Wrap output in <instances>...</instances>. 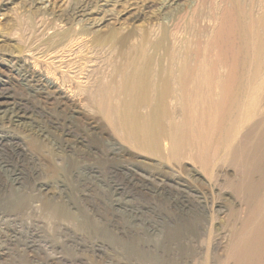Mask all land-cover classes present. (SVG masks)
<instances>
[{
	"label": "rangeland",
	"instance_id": "obj_1",
	"mask_svg": "<svg viewBox=\"0 0 264 264\" xmlns=\"http://www.w3.org/2000/svg\"><path fill=\"white\" fill-rule=\"evenodd\" d=\"M27 232L50 264H264V0H0V264L44 261Z\"/></svg>",
	"mask_w": 264,
	"mask_h": 264
},
{
	"label": "bare ground",
	"instance_id": "obj_2",
	"mask_svg": "<svg viewBox=\"0 0 264 264\" xmlns=\"http://www.w3.org/2000/svg\"><path fill=\"white\" fill-rule=\"evenodd\" d=\"M111 35H112V32H111ZM150 63H151V61H150L149 55H145L144 56V64L139 69L140 73L142 74L144 81H145L144 74H145L146 70L148 71L149 68L153 69L152 65ZM167 85H168V82L162 79L161 83L159 84V87H158V95L156 97H154L153 103L148 105L149 106V113L145 117H143L138 112V110H137V112H134L131 114L132 121H134V122L132 124L128 125V129H127L128 133H129L128 137L131 139L133 138L141 147H148V146L151 147V145L149 143H147V141H146L147 138H151V139L156 140L153 148H156L157 145L159 144V142H164L167 139V133H166V129L164 128L163 120L161 119V121L159 122L160 118H162V113L165 114L164 103L168 99ZM140 88L142 90V93L139 96V99H150V94H149L148 90L146 89L145 85L142 84V80H139L134 87V92H133L132 96L124 102L125 111H128L131 108H133L135 106V104L136 105L143 104L142 102L138 101L136 98L137 92ZM123 91L128 92L127 90H123ZM103 111H104V109H103ZM150 149H152V147ZM26 234L29 237H32L33 240L31 243H29L28 241H22V242L15 244V246L17 248H19L20 252L22 253V256L19 259V261H21L23 257H27L26 255L28 254L29 248L33 249V252L35 253V255L38 254L37 257H39L40 254L44 255V257H43L44 261L41 264H50V262H54V261L60 259L55 255L56 252H51V253L48 252V251H50L51 247H47L46 245H41L40 242H38V240H39L38 238L40 237V234H38L36 232L35 233L27 232ZM43 244H45V243H43ZM49 245L50 244H48V246ZM55 248H57V247H55ZM106 260H107V258H106ZM62 261L66 262L65 259L60 260V262H62Z\"/></svg>",
	"mask_w": 264,
	"mask_h": 264
}]
</instances>
